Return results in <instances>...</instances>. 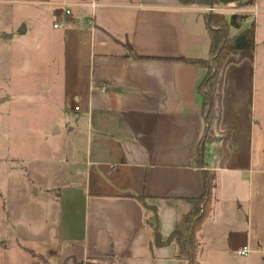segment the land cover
I'll return each mask as SVG.
<instances>
[{
    "label": "crops",
    "instance_id": "obj_1",
    "mask_svg": "<svg viewBox=\"0 0 264 264\" xmlns=\"http://www.w3.org/2000/svg\"><path fill=\"white\" fill-rule=\"evenodd\" d=\"M42 1L20 3L39 8L15 31H0L12 36L16 48H25L27 66L20 69L29 74L20 83L11 82L9 73L2 76L9 84L0 120L17 122L11 124L13 135L21 140L10 158L27 164L22 173L32 188L45 175L36 171L43 146L59 152L56 162L63 165L59 173L67 186H38L35 192L79 194L85 221L80 238L67 242L62 253L54 254L55 248L41 253L38 264H187L175 258V245L155 248L150 212L139 199L157 208L159 231L169 239L180 200L205 195V173L215 180L212 213L199 237L200 264H237L245 247L246 258L264 259V130L262 144H256L258 98L255 87L250 90L229 74L243 68L245 51L228 55L221 70L209 129L215 140L208 145L217 156L206 152L203 165L197 160L205 124L200 85L208 69L191 61L210 60L206 10L183 7L178 0L65 1L71 15L52 9L58 22L51 25L41 18L40 7L54 8L60 0ZM216 1L226 9L253 2L255 49L249 53L264 50V0ZM92 3L99 6L94 25L88 23ZM7 4L15 3L0 0L2 15ZM56 24L61 28L54 29ZM11 65L0 64V72ZM19 87L27 96L26 128H20L23 115L13 106ZM12 217L15 226L20 223ZM55 257L58 263L51 261Z\"/></svg>",
    "mask_w": 264,
    "mask_h": 264
},
{
    "label": "rangeland",
    "instance_id": "obj_2",
    "mask_svg": "<svg viewBox=\"0 0 264 264\" xmlns=\"http://www.w3.org/2000/svg\"><path fill=\"white\" fill-rule=\"evenodd\" d=\"M65 1L71 4V2L80 0L54 1V8L41 5V18L44 17L46 20H50L51 25L55 23L57 19L53 18L52 9L55 10V13L61 11V4ZM37 2L43 1L16 0L15 4L3 6V15L0 12V31L8 33H11L12 30L15 31L17 24L21 20L27 16H33L35 14L33 10L39 8L38 6H25L24 4ZM203 8L206 10L207 15L212 14L216 16L215 21H217V25L222 27L228 40L234 43L238 39L243 38L244 32L248 31L252 24L256 26L254 13L250 11L252 8L247 6L245 2L238 4L234 9H226L218 5L205 6ZM211 9L215 12L210 11ZM256 13H258L257 10ZM233 17H236L237 29H235L237 26L231 27L229 25ZM224 21L229 26L226 24V26H223ZM261 22L264 24V14ZM262 30L264 33V29ZM11 37V35L0 33V64H4L5 66L12 64L10 70L0 72V110L6 108L4 100H6L5 95L8 93L9 84L5 83L6 79L2 76L9 73L12 76L11 82L14 81L16 83L24 82L26 77L29 76L27 70L20 69L22 64H24L23 67L27 66V51L25 48H16L17 44L12 43ZM246 51L243 54L246 58L240 60L243 68L237 73L231 71L229 73L230 80L243 81L242 86L247 85L250 90L255 87L256 98H258L255 115L258 135L256 136V144H262V130H264V100L262 99L264 98V50L255 55L249 53L251 51ZM230 54L232 52H228L226 56ZM208 63L209 66L212 65L211 59ZM248 82L249 84H247ZM18 91L19 95L14 98L15 105H12L17 107L15 110H20L18 112L23 115L20 120L17 119L20 128H26L28 127L25 115L27 112L26 91L20 87ZM1 123L4 126L0 130V264H38L41 262L39 256L41 253L46 254L52 248L56 249L54 254L57 252L62 253V249L68 246L67 242H72V240H76L82 236L85 221L84 200L77 197L79 194H70L72 197L69 194H64L62 197L51 192H47V194L36 193L35 191L38 189V186L50 188V190H52L51 188H55L56 190H59V188L64 189L67 186L61 182V173H59L60 170L64 171L63 165H59L56 162L59 152L51 151V144L48 147L43 146V151H40V154H38L39 162H37L36 171L39 174L45 173V175L41 179L39 178V184L32 188V181L23 177L25 174L22 173L27 170V164L21 165V162L19 164L10 158L16 144L21 140V135H13L16 131L13 132L11 124H16L17 122L12 123L9 119H3L2 121L0 120ZM24 135H27V129L24 131ZM11 139L14 142L11 143ZM249 139L250 137L248 135L246 137V134H244L243 140L246 143L250 142ZM214 140L215 138L210 134L204 137V144H207L206 152L210 157L217 156L214 150L208 149V145L214 142ZM57 144V149L59 150V143ZM46 173L50 174V177ZM29 190L31 191L29 192ZM245 191L247 193V188ZM73 197L74 200L69 204ZM74 202L75 206H73ZM148 211L150 212V219L154 223L155 215L151 208ZM12 215L17 220L20 219V223L16 226L13 223ZM67 228L69 230L71 228V231H67ZM61 242L62 245H60ZM51 261L58 263L59 259L55 257ZM232 261L234 263V260ZM235 261L237 264H264V259L256 254H251L249 258L237 256Z\"/></svg>",
    "mask_w": 264,
    "mask_h": 264
},
{
    "label": "trees",
    "instance_id": "obj_3",
    "mask_svg": "<svg viewBox=\"0 0 264 264\" xmlns=\"http://www.w3.org/2000/svg\"><path fill=\"white\" fill-rule=\"evenodd\" d=\"M180 5L183 7H205L218 5L216 0H178ZM247 6H251L253 2H245ZM61 10V9H60ZM62 10L60 11V13ZM59 20L62 19L61 15ZM208 30L211 37V53L210 59L212 65L209 66L208 62L202 61H191V63H198L208 69L207 75L200 85V92L203 99V112L205 116L204 124V135L202 137L201 143L198 149V159L199 163L204 165L206 145L204 144V137L209 135V129L212 120L214 119V98L217 93L219 85V77L222 68L224 67L226 54L228 52L241 51H253L255 49V25L252 24L248 31L244 32L243 39L244 43L240 46H236V43L228 40L226 34L223 32L222 27L217 25L215 21L216 16L208 14ZM68 17V16H66ZM233 17L230 22L231 27L238 25ZM225 22V21H224ZM223 26L228 25L226 22ZM226 24V25H225ZM228 25V26H229ZM206 182V193L201 198H185L180 200V204L177 207V219L174 232L171 234L169 239H163L159 231V221L157 208L150 206L146 203L143 198L139 200L146 209L151 208L154 215V223L149 222V225L153 228L154 235V246L155 248H164L171 245L176 247V256L178 260L185 261L187 264H200L199 255L201 251L200 234L203 229V225L206 220L211 216L212 213V190L214 188V177L212 174L205 173ZM183 207H182V205Z\"/></svg>",
    "mask_w": 264,
    "mask_h": 264
},
{
    "label": "built area",
    "instance_id": "obj_4",
    "mask_svg": "<svg viewBox=\"0 0 264 264\" xmlns=\"http://www.w3.org/2000/svg\"><path fill=\"white\" fill-rule=\"evenodd\" d=\"M15 1H16V0H12L11 2L15 3ZM68 6H70V5L62 4V6H61V7L65 10L64 14H65L66 16H70V15H71V11H70L69 9H68V10L65 9V8H67ZM90 7H91V10H92V15L89 17V19H88V23L91 24V25H94L95 12H96L97 7H99V6H98L96 3H92V4L90 5ZM210 11H213V9H211ZM213 12H215V11H213ZM58 28H61V26L58 25V24L54 25V29H58ZM75 110L78 112V111H79V108H75ZM249 254H250V251H249V249L246 248V247L243 248L241 251L238 252V255H239V256H243V257H247Z\"/></svg>",
    "mask_w": 264,
    "mask_h": 264
},
{
    "label": "water",
    "instance_id": "obj_5",
    "mask_svg": "<svg viewBox=\"0 0 264 264\" xmlns=\"http://www.w3.org/2000/svg\"><path fill=\"white\" fill-rule=\"evenodd\" d=\"M22 30L23 31L25 30V26L24 25H23V29ZM243 43H244V39L240 38V39L237 40L236 46L238 47V46H240V44H243Z\"/></svg>",
    "mask_w": 264,
    "mask_h": 264
}]
</instances>
